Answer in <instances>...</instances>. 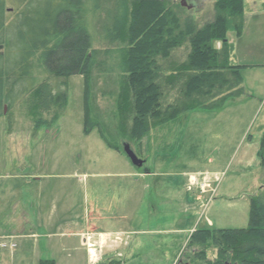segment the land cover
<instances>
[{
	"label": "rangeland",
	"instance_id": "1",
	"mask_svg": "<svg viewBox=\"0 0 264 264\" xmlns=\"http://www.w3.org/2000/svg\"><path fill=\"white\" fill-rule=\"evenodd\" d=\"M171 1L183 9L177 10L183 20L189 18L199 27L214 20V0ZM245 1L244 34L239 39L229 36L235 46L232 64L246 66L242 75L247 95L219 110H198L182 123L151 131L142 142V169L110 150L98 129L83 131L81 76L68 80L67 106L51 127L35 132L23 104L11 110L13 128L6 118L0 119V264H178L191 252L188 244L196 229L249 226L251 199L264 193L258 156L264 133V0ZM101 3L91 115L111 141L136 152L134 143L121 139L113 119L115 101L108 95L119 90L118 54L106 40L104 27L110 25L108 15L115 7L114 0ZM7 5L14 7L9 1ZM187 54L188 48L175 51L168 64L185 61ZM55 83L58 87L61 81ZM146 169L163 175L136 184L125 177L143 176ZM40 193L51 213L55 207L71 210L65 218L59 213L61 220H72L74 228L93 238L92 260L84 236L76 237L79 231L70 226H56L52 237L37 230L42 223L35 215ZM18 197L25 201L28 223L23 227L14 204ZM209 255L214 259L216 253Z\"/></svg>",
	"mask_w": 264,
	"mask_h": 264
},
{
	"label": "trees",
	"instance_id": "2",
	"mask_svg": "<svg viewBox=\"0 0 264 264\" xmlns=\"http://www.w3.org/2000/svg\"><path fill=\"white\" fill-rule=\"evenodd\" d=\"M8 1L14 7L8 8ZM214 1V20L199 27L183 20L177 12L183 9L171 0H114L104 31L117 48L119 90L108 96L115 101L117 132L138 147L140 159L151 131L247 95L246 66L232 64L235 46L229 36L244 34L246 1ZM102 10L101 0H0V119L13 128L11 110L23 104L35 132L51 127L67 106L68 80L81 76L83 131L98 129L110 150L125 155L91 115L90 84L98 65L95 27ZM8 15L15 18L9 21ZM187 48L185 61L168 64L175 51ZM258 156L264 168V133ZM251 200L247 228L197 229L189 240L191 252L178 264H264V193Z\"/></svg>",
	"mask_w": 264,
	"mask_h": 264
},
{
	"label": "crops",
	"instance_id": "3",
	"mask_svg": "<svg viewBox=\"0 0 264 264\" xmlns=\"http://www.w3.org/2000/svg\"><path fill=\"white\" fill-rule=\"evenodd\" d=\"M149 173L150 174L143 173V176L135 174V173H132V174L130 173V174H125V177L130 178V179H134V184H136V182H138V180L143 181L144 178H156V180H158V178L161 175H163V173L157 172L156 170H151ZM189 180H188V183H189ZM39 182H40V180L37 181L38 184H39ZM194 193H195L194 196H199V193H201V192H194ZM200 195H202V194H200ZM42 198H43V193H40L39 198L37 200V206L35 208L37 210L35 215L42 220L41 221L42 223H40L39 228H37L38 231L45 232L48 237H52V235H53L52 233H53V231L56 230L55 227L58 225L59 226L68 225V226H70L71 229L75 230L73 232L79 231L77 228H74L75 223L72 220H66V219L61 220V218H60L62 215H64V218H65L67 216V213L71 214L72 213L71 210L67 211L63 206L57 207V208L55 207V208H52L53 209L52 213L54 214V215H52L50 209L46 208L45 205L42 203ZM14 204L16 205L17 209H20L21 218L18 219V221H20L22 223L21 227H23L25 224L28 223V219L26 217L27 214L24 211V209H25L24 198L21 201V199H19V197H18L17 200L14 201ZM33 205H36V204L33 202ZM46 206H48V205H46ZM11 208H12V206H11ZM6 213L7 212H5L4 214H6ZM59 213L61 216H59ZM74 235L76 237H79V238H82L84 236L83 237V245L85 247H87L90 259L92 260L91 250L89 248L92 246L91 243H92L93 238L89 234L83 232L82 230L79 231V233H76ZM105 235L106 234H100V237H103ZM85 236H87V238H85Z\"/></svg>",
	"mask_w": 264,
	"mask_h": 264
},
{
	"label": "water",
	"instance_id": "4",
	"mask_svg": "<svg viewBox=\"0 0 264 264\" xmlns=\"http://www.w3.org/2000/svg\"><path fill=\"white\" fill-rule=\"evenodd\" d=\"M183 6L186 7L185 4H183ZM188 7L192 8L191 6ZM0 50H3L2 46ZM124 151L134 166L141 168L144 165V160L140 159L129 145L124 146Z\"/></svg>",
	"mask_w": 264,
	"mask_h": 264
},
{
	"label": "bare ground",
	"instance_id": "5",
	"mask_svg": "<svg viewBox=\"0 0 264 264\" xmlns=\"http://www.w3.org/2000/svg\"><path fill=\"white\" fill-rule=\"evenodd\" d=\"M124 153H125V151H124ZM125 155H126V153H125ZM126 156H127V155H126ZM127 157H128V156H127ZM145 163H146V162H144V165H145ZM144 165H143L141 168L136 167V166H134V165H133V166L136 167V168H138V169H142V168L144 167ZM150 171H151L150 169H146L144 173H145V174H150V173H149ZM200 192H201V191H200ZM196 230H197V229H196ZM92 247H93V246H92ZM91 254H94V252H93L92 250H91Z\"/></svg>",
	"mask_w": 264,
	"mask_h": 264
},
{
	"label": "flooded vegetation",
	"instance_id": "6",
	"mask_svg": "<svg viewBox=\"0 0 264 264\" xmlns=\"http://www.w3.org/2000/svg\"><path fill=\"white\" fill-rule=\"evenodd\" d=\"M193 7V6H192Z\"/></svg>",
	"mask_w": 264,
	"mask_h": 264
}]
</instances>
